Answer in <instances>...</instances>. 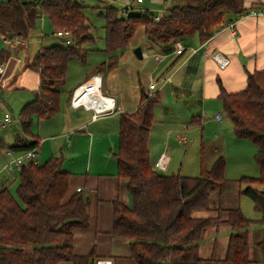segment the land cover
Instances as JSON below:
<instances>
[{
	"label": "trees",
	"instance_id": "trees-1",
	"mask_svg": "<svg viewBox=\"0 0 264 264\" xmlns=\"http://www.w3.org/2000/svg\"><path fill=\"white\" fill-rule=\"evenodd\" d=\"M244 0H163L169 6L163 15L148 10L138 15L108 5L100 16L104 20L106 62L99 69L111 70L142 28L146 41L173 52L177 42L196 38L202 45L219 31L226 20L246 13ZM85 7L77 0H4L0 3V36L18 38L24 47L36 23L45 17L52 30L69 31L71 45L40 48L33 59H27L24 70L39 74L40 86L34 100L19 112V132L12 145L0 139V156L7 151L22 154L35 149L39 139L33 135L35 121L50 120L59 112L61 93L55 84L65 79L71 59L81 62L82 46L91 41ZM159 17L158 21L154 18ZM4 51L0 52V64ZM222 113L238 140L252 143L258 178L243 177L240 193L253 204L257 221L247 220L239 208L222 210L211 207L210 196L225 182V160L218 157L209 169L201 168L198 177L167 175L158 171L149 159V135L154 123V109L160 103L158 93L144 94L134 114L118 117V150L114 155L117 176L125 180L132 207L112 203V234L129 243V257L135 264H251L247 242L250 225H264V72L248 74L246 87L227 93L216 80ZM147 96V97H146ZM192 118L190 125L198 123ZM63 159L51 157L44 164L30 162L18 174L15 197L6 186L0 189V264H94V250L77 256L73 250V231L86 229L89 215L84 194L67 197L71 174L62 170ZM212 211L213 218L196 217ZM226 218L221 219L220 213ZM227 227L228 238L223 259L203 260L199 246L207 230ZM30 248L28 251L26 248ZM264 264V239L256 244Z\"/></svg>",
	"mask_w": 264,
	"mask_h": 264
},
{
	"label": "crops",
	"instance_id": "crops-1",
	"mask_svg": "<svg viewBox=\"0 0 264 264\" xmlns=\"http://www.w3.org/2000/svg\"><path fill=\"white\" fill-rule=\"evenodd\" d=\"M130 1L134 2L133 0ZM130 1L109 0L110 4L117 8H125L129 4L133 7V3H130ZM263 7L264 0H244L243 2L246 13ZM239 17L234 20L227 19L225 25L202 45L196 38L181 42L185 47L184 52L181 54H175L172 51L169 53L145 41L144 46L141 47L142 59L140 61L153 60L156 62L150 74L153 77L149 78L146 90L147 95L154 92L159 94L160 103L157 107L160 112L161 107H164L163 113L165 116L164 123L160 121L162 124L172 126L177 130L187 127L195 135L198 134L197 137L201 138L202 136L209 142L216 143L219 142V139L225 138L228 131H232L228 128L224 131L226 132L224 134L217 131L215 123L221 126L227 122L226 120L225 123L220 124L214 118L213 121L204 119L209 112L214 116L218 113L223 115L222 105L218 100L217 79L221 81L227 93H237L245 89L248 74L264 72V17ZM228 25H233V29H229ZM140 29L143 32V29ZM1 38L3 44L7 42V39ZM134 49L135 44L131 42L125 51H131L133 54ZM215 54L227 59L229 64L223 69L219 68L212 59ZM4 57L2 64L5 65V68L3 73L0 74L2 83L3 80H10L16 76L15 71L19 64L17 59L9 56V52L4 51ZM2 64L0 65L2 66ZM104 70L105 68H97L93 72L84 73L77 81H74L77 83L68 94L65 106H61L60 101L58 114L46 122L35 121L33 124L35 128L32 127V132L39 139V164H44L51 157L62 158V170L71 174L67 197L75 194L78 189L85 196L89 225L86 229L73 231L74 253L77 256H83L94 250L95 261L111 260L113 264H135L129 257L128 241L117 238L112 234V203L118 201L129 209L132 207L131 198L126 190V182L117 176V164L114 155L118 150V117L120 114L136 113L140 106L142 94L135 96L133 93L132 97L128 98L124 93L119 92L117 87L108 84L109 70L106 72ZM95 74H102L101 91L114 99L116 108L113 115L101 116L92 121L91 112H85L82 109H71L69 100L73 90ZM144 79L146 80V78ZM15 80L19 88H22L25 93L23 103L18 107V110H21L23 106L34 100V92L40 86V77L35 71L23 69ZM150 83L155 86L152 91L148 88ZM167 102L170 103L172 109H166ZM60 113H63L62 126H59V120H57ZM189 117L190 120L196 118L193 121H198V123L190 125V120H187ZM194 126H201V130L196 131L193 128ZM178 138L177 143L179 145L185 146L190 143L188 140L182 143ZM169 143L170 141L166 143L165 147L164 145L161 146L157 154L154 155L155 159H158L163 153L168 156L167 169L163 172L165 174L172 168V165L176 164L174 150L170 151ZM215 151H218L223 157L220 146ZM7 153L4 157L9 162L11 155ZM217 158L215 157V159ZM215 159L207 164V168H210ZM203 165L200 166V171L201 168H204ZM4 166L0 169L1 187L7 185ZM2 175L5 177H2ZM167 175L174 174L168 173ZM228 188L223 185L221 190L213 192V195L214 193L217 194L214 200L211 194L209 199L211 207H219L222 210L239 208L236 206L237 202L240 201L239 194H236V187L228 184ZM233 202H235V206H232ZM254 224L255 226L261 225ZM215 230H218V228ZM216 242L212 243V251L208 259L199 257L203 260L214 259L213 251ZM29 249L26 248L27 251ZM225 251L226 249L217 257L220 258L219 260H214L220 261L223 259ZM250 260L251 264H262L261 260L253 258H250Z\"/></svg>",
	"mask_w": 264,
	"mask_h": 264
},
{
	"label": "rangeland",
	"instance_id": "rangeland-1",
	"mask_svg": "<svg viewBox=\"0 0 264 264\" xmlns=\"http://www.w3.org/2000/svg\"><path fill=\"white\" fill-rule=\"evenodd\" d=\"M3 1L4 0H0V3ZM77 1L85 7L84 14L90 27V36L92 40L86 42L82 46V49L85 53L83 58L84 62H81L77 59H71L68 64L65 79L55 84V89L61 93V106L63 107L65 106V100L68 94L73 89L75 83H77L74 81H77V79L84 75V73H88L89 71L93 72L97 68L99 69L101 64L106 62V54L104 53L105 23L100 14L104 11L105 7L110 5V2L109 0ZM130 3H133V7H131L129 4L127 7L122 9H126L128 13L133 15H138L141 11L148 10L155 16H161L163 15L165 9L169 7L163 3V0H143L142 5H137V3L132 1H130ZM53 34L54 31L52 30L48 20L45 17H42V19L36 23L35 28L29 33L27 43H24L23 48L15 50V46L9 47L7 43L3 44L1 38L2 36H0V52H9L10 57L19 61L18 67L15 71L16 76L10 80H3V83L0 81V123L5 113L10 114L12 118L10 128H0V138L3 139L5 143H8V145L13 144L15 136L19 132L20 125L18 121V115L20 110H18V107L21 103H23L25 95L22 88H19L15 79L22 73L26 60L33 59L41 47L49 48L53 46H66L63 41L54 37ZM145 41L146 39L143 32L140 28L137 29L131 41L133 44H135V48L143 47ZM155 64L156 62L153 60L140 61L135 58L131 51H125L119 55L117 64L114 68L109 71L105 68L104 71L109 72V75L107 76L108 84L113 87H117L119 92L121 91L128 98H131L133 93L135 96H140L142 91H144V94L148 93L146 86L149 83V78L153 77L150 74L153 71ZM4 68L5 65L2 64V69L4 70ZM98 75H100L102 78V74ZM144 78H146V80ZM155 93L156 92L152 94ZM167 103L168 104L165 105L166 109H172L170 103ZM163 110L164 107H161V112L158 107H155L154 109L155 119L150 129L149 135V159L152 165L156 162L155 160H157L154 158V155L157 154L161 146L164 145L165 147L166 143L170 141V151L174 150L176 164L172 165V168L168 170L167 174L172 173L174 175L180 174V176L183 177H198L200 175V166L202 164H204L203 169L207 170L209 169L207 168L208 163L215 159V157H222L218 151H215V149L220 146V150L224 160L226 161V180L223 185L226 186V188H228V184L235 186L236 194H239L240 199L236 206L239 207L243 216L247 220H258L259 216L257 213H255L252 202L247 197L240 194L245 188V185L238 183L243 177L258 178L259 176V168L254 161V154L256 152L255 146L248 141L236 139L232 130V126L228 121L226 123L224 122L225 124L221 126L215 123L219 133H226L224 131L227 130V128L232 130L231 132L228 131V135L225 136V138L219 139L218 143L209 142L205 137L202 138V136L201 138L197 137L198 134L195 135V133L189 130L187 127H184L182 130H177L172 126H168L160 122L163 121L164 123L165 116ZM205 116L206 118L204 120H214V114H210V112ZM62 118L63 113H60L57 116V120H59V126H62ZM187 120H190V117ZM46 121L47 120H44V122ZM202 122L204 121L202 120ZM33 127L35 128V125ZM193 128H195L196 131L201 130V126H194ZM176 137H186L190 143H187L185 146L179 145L177 143ZM6 152L7 151L2 152L3 155L1 154L2 156H0V169L4 165L8 164L7 159L4 157V155L6 156ZM13 156L16 157V154ZM13 174L14 173H8L7 171L4 172V175L7 177L6 188L8 189L9 193L15 197L19 178L18 174H14L15 176ZM4 175H2V177H5ZM255 187L264 190V187ZM216 196L217 194H212L213 200ZM232 206H235V202H233ZM195 216L201 218H213L216 217L217 214L212 211H206L203 213H198ZM219 217L221 219L226 218L223 212L219 214ZM246 230L249 247V258L260 260V253L256 248V244L258 241L264 239V225L255 226V224H250L248 228H242L238 234L243 235ZM230 234L231 230L227 227H220L218 230H215V228L207 230L199 246V256L201 258L208 259L212 251V243L217 241L213 251V257L214 259L219 260L220 258L217 257L222 251L226 249L224 247L226 246L227 239L229 238Z\"/></svg>",
	"mask_w": 264,
	"mask_h": 264
},
{
	"label": "built area",
	"instance_id": "built-area-1",
	"mask_svg": "<svg viewBox=\"0 0 264 264\" xmlns=\"http://www.w3.org/2000/svg\"><path fill=\"white\" fill-rule=\"evenodd\" d=\"M137 4H142L143 0H133ZM242 16H253V17H264V7L258 10H253L249 13L243 14ZM239 17V18H240ZM160 18L155 17L154 20L158 21ZM229 29H233V25L227 26ZM54 37L60 39L65 43L66 46L71 45L72 35L69 31H55L53 34ZM9 45H18L20 44V40L18 38H14L13 40H7L6 42ZM173 53L181 54L184 52L185 47L180 43L177 42L173 47ZM213 61L219 66V68L223 69L228 64L229 61L225 58H222L219 54H215L212 56ZM3 73L2 66L0 65V74ZM149 90L152 91L155 89L154 84L150 83L148 86ZM102 78L100 75L95 74L89 78L85 83L80 84L77 86L69 100V107L71 109H82L85 112H91V120L95 121L97 118L101 116H110L115 113V101L110 96L102 93ZM215 121L220 124H223L225 118L222 114H215L214 116ZM12 123V118L10 114H5L3 119L0 123L1 129L10 128ZM179 141L185 143L187 141L186 137H179ZM8 155H11V160L4 166V170L9 173H19L21 168L30 162H37L38 158V151L35 149L31 151L24 152L22 154L13 156L12 153L8 152ZM169 159L166 154H161L159 158L154 163V167L161 171L165 172L167 169ZM80 190L78 189L77 192ZM94 264H113L111 260H97Z\"/></svg>",
	"mask_w": 264,
	"mask_h": 264
},
{
	"label": "water",
	"instance_id": "water-1",
	"mask_svg": "<svg viewBox=\"0 0 264 264\" xmlns=\"http://www.w3.org/2000/svg\"><path fill=\"white\" fill-rule=\"evenodd\" d=\"M134 56L138 59L141 60L142 59V51L141 48H135L133 51Z\"/></svg>",
	"mask_w": 264,
	"mask_h": 264
}]
</instances>
